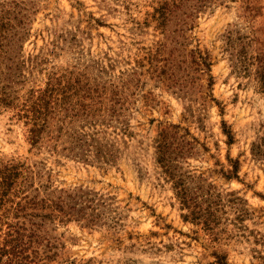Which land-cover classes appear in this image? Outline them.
Returning <instances> with one entry per match:
<instances>
[{"label": "rangeland", "instance_id": "obj_1", "mask_svg": "<svg viewBox=\"0 0 264 264\" xmlns=\"http://www.w3.org/2000/svg\"><path fill=\"white\" fill-rule=\"evenodd\" d=\"M260 52L264 0H0L31 264H264Z\"/></svg>", "mask_w": 264, "mask_h": 264}, {"label": "trees", "instance_id": "obj_2", "mask_svg": "<svg viewBox=\"0 0 264 264\" xmlns=\"http://www.w3.org/2000/svg\"><path fill=\"white\" fill-rule=\"evenodd\" d=\"M166 8V7H165ZM256 61V79L261 92L264 94V52H260L259 55L253 57ZM252 58V59H253ZM5 100V98H0ZM165 135L161 134V141ZM257 152L264 156V150L261 145H257ZM165 158H162L164 160ZM237 163V162H236ZM233 164V170L236 173L237 164ZM168 164L165 165V169L168 171ZM20 168L15 163H1L0 162V263L1 264H31L35 255L27 253L31 245L37 242V235L34 231L36 229L34 222L31 221L34 213H27L26 204L34 206L35 201L32 199L25 200L23 202H16L14 206L10 203V192L17 178L20 175ZM169 176L172 174H170ZM173 177V176H172ZM174 187L177 189V193L182 200L183 204L188 203L187 189L183 184L181 178H175ZM26 197V196H24ZM25 219L23 221L11 222L10 218L18 219L20 217ZM29 223L33 228L27 227Z\"/></svg>", "mask_w": 264, "mask_h": 264}]
</instances>
